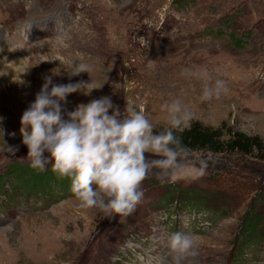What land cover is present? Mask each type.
Masks as SVG:
<instances>
[{
	"label": "rangeland",
	"instance_id": "obj_1",
	"mask_svg": "<svg viewBox=\"0 0 264 264\" xmlns=\"http://www.w3.org/2000/svg\"><path fill=\"white\" fill-rule=\"evenodd\" d=\"M8 56L17 64L0 69V264H174L165 236L176 231L197 240L196 255L181 264H236L232 241L251 196L238 185L264 172V161L193 151L192 163L209 160L203 175L195 168L175 179L153 172L135 211L113 217L81 207L70 182L51 200L8 191L4 171L30 163L20 119L47 76L54 84L84 81L97 88L70 94L66 111L101 96L123 111L131 99L154 129H164L162 106L179 99L192 121L213 128L224 123L264 140V0H0V60ZM81 62L90 73L70 76L69 66ZM186 68L222 79L227 91L202 101L204 81L183 75ZM232 180L236 190L227 191L235 209L222 218L193 215L187 196L170 189L215 181L223 183L213 187L222 192ZM228 193L207 203L220 206ZM250 249L239 264H264V236Z\"/></svg>",
	"mask_w": 264,
	"mask_h": 264
},
{
	"label": "clouds",
	"instance_id": "obj_2",
	"mask_svg": "<svg viewBox=\"0 0 264 264\" xmlns=\"http://www.w3.org/2000/svg\"><path fill=\"white\" fill-rule=\"evenodd\" d=\"M90 71L91 66L83 62L70 65L68 70L70 76ZM182 74L203 79L202 101L227 91L222 79L214 80L206 71L186 68ZM93 89L97 88L91 87V82L54 84L47 76L20 119L30 167L43 171L50 165L54 173L69 178L70 191L81 207L99 208L110 217L127 216L141 203V185L153 172L171 179L189 168L204 174L209 160L201 158L192 163V149L174 134L182 132L193 119V113L179 99L162 106L168 127L157 133L145 108H138L131 99L125 100L123 111L111 96L78 104L72 111L62 107L70 94L90 95ZM165 241L174 264L196 255L197 240L191 233L170 232Z\"/></svg>",
	"mask_w": 264,
	"mask_h": 264
},
{
	"label": "trees",
	"instance_id": "obj_3",
	"mask_svg": "<svg viewBox=\"0 0 264 264\" xmlns=\"http://www.w3.org/2000/svg\"><path fill=\"white\" fill-rule=\"evenodd\" d=\"M229 37L233 44L238 43L239 40L234 38L231 33H229ZM223 128H225L224 123L213 128L203 126L198 121H192L182 132H175L174 134L181 139L184 145L191 148L192 152L200 151L202 154L226 155L235 153L243 157L258 159L261 163L264 161V140L258 135H246L243 132L232 130L230 127L225 128V134ZM162 130L163 128H157L154 129V132L158 133ZM4 172L5 175L9 176V183L11 184L8 191L13 188L26 197L29 194H35V196L39 195L40 198L45 200H51L53 194L67 191V184L70 182L69 178L54 173L51 167L41 171L31 168L30 163H12ZM263 173L257 175L255 179L251 178L245 185H238L241 191L250 190L251 196L249 206L241 217L237 234L232 241L231 258L236 264L244 259L250 248L259 247L263 241L264 188L261 187V183L264 182ZM1 177L2 175H0V180ZM237 183V181L232 180V184L224 187L226 189L222 192H218L213 187H218L219 184L223 185V183L219 182L218 184L215 181L193 188L189 186L176 188L173 186L170 189L175 190L179 195L187 196L193 215L194 213L203 214L200 212L203 211L222 218L235 209V207L232 209L234 204L231 202L233 199L231 197H234V195H229L227 188L234 187ZM233 187L232 189L236 190L237 185L235 188ZM224 193H228V199L221 201L220 206L214 207L207 203L209 200L221 199L222 195L217 196V194Z\"/></svg>",
	"mask_w": 264,
	"mask_h": 264
},
{
	"label": "bare ground",
	"instance_id": "obj_4",
	"mask_svg": "<svg viewBox=\"0 0 264 264\" xmlns=\"http://www.w3.org/2000/svg\"><path fill=\"white\" fill-rule=\"evenodd\" d=\"M15 64H17L15 59H13L11 56H8L7 58L0 60V69L4 71H11L13 65Z\"/></svg>",
	"mask_w": 264,
	"mask_h": 264
}]
</instances>
